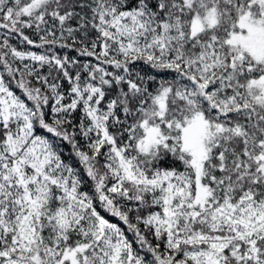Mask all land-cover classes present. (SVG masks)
<instances>
[{
  "label": "snow or ice",
  "instance_id": "6c2138e0",
  "mask_svg": "<svg viewBox=\"0 0 264 264\" xmlns=\"http://www.w3.org/2000/svg\"><path fill=\"white\" fill-rule=\"evenodd\" d=\"M0 264H264V0H0Z\"/></svg>",
  "mask_w": 264,
  "mask_h": 264
},
{
  "label": "trees",
  "instance_id": "16d2710c",
  "mask_svg": "<svg viewBox=\"0 0 264 264\" xmlns=\"http://www.w3.org/2000/svg\"><path fill=\"white\" fill-rule=\"evenodd\" d=\"M13 43H16V41H13Z\"/></svg>",
  "mask_w": 264,
  "mask_h": 264
}]
</instances>
